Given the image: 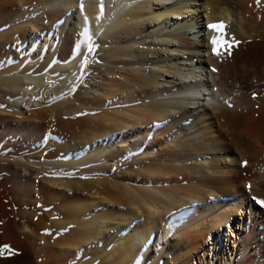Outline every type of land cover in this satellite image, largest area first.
Segmentation results:
<instances>
[{
    "label": "bare ground",
    "instance_id": "obj_1",
    "mask_svg": "<svg viewBox=\"0 0 264 264\" xmlns=\"http://www.w3.org/2000/svg\"><path fill=\"white\" fill-rule=\"evenodd\" d=\"M168 1L0 0V264H264V0Z\"/></svg>",
    "mask_w": 264,
    "mask_h": 264
},
{
    "label": "rangeland",
    "instance_id": "obj_2",
    "mask_svg": "<svg viewBox=\"0 0 264 264\" xmlns=\"http://www.w3.org/2000/svg\"><path fill=\"white\" fill-rule=\"evenodd\" d=\"M108 1V2H107ZM112 0H102V2L104 3V4H106L107 3V6L106 7H108V5H113V6H117V11H115L114 13H115V15L117 16L118 15V13H120L121 12V10L123 9V7L125 6L126 7V5H128V3L127 2H131V0L129 1V0H113L112 2H111ZM135 0H132V2H134ZM168 1V0H167ZM178 1V0H177ZM126 2V3H125ZM131 2V3H132ZM176 2V0H169L168 1V3H175ZM116 3V4H115ZM121 6V7H120ZM120 10V11H119ZM114 13H113V15H114ZM71 14H73V15H77V11L76 10H74L73 12H71ZM111 16L110 18H112L113 20H114V18H116V16L114 17V16ZM114 17V18H113ZM112 19H111V21H112ZM194 30H197L196 28L194 29ZM207 30H209V28L207 27ZM171 49H176V47L175 46H171L170 47ZM177 50V49H176ZM203 54L205 55V57L206 58H208L209 57V54H208V52H203ZM196 74H197V79H204L205 81H207V80H210L211 79V76L212 75H210L211 74V70L210 69H207V72H205V71H203V72H199L198 70H197V72H195ZM63 79V80H62ZM191 79L193 80V81H195L194 80V77L192 78L191 76H190V78H189V80L191 81ZM67 80H69V81H71V77L70 78H68V76L66 75L65 76V78H60V79H56L55 81H53V80H49V83L50 84H53L54 86H58L57 84H59V85H61V84H64L65 82ZM59 82V83H58ZM209 87H211V86H209ZM181 90V89H180ZM212 90H213V88H212ZM177 91H179V90H175V92H173V95H170L171 97H172V99L173 100H178L179 99V96H180V94H182V93H180L179 94V92H177ZM214 91H216V94L217 93H219V94H224V96H225V98H228V94L226 93L225 94V92H223L224 90L223 89H221L220 87H218V86H216V87H214ZM222 94V95H223ZM209 96V94L205 97V99L204 98H202V96L196 101V102H194V100L192 101H190V102H193V104L196 106V105H201V103H207V101H208V97ZM255 97H257V94H255L254 95ZM187 104V103H186ZM188 105V104H187ZM110 109H112V108H110ZM187 126H189V125H187ZM143 131H144V129H145V127H142L141 128ZM130 131V132H129ZM136 135H137V133L135 132V130H128L127 132H125L124 134H123V136H124V139L123 140H125L128 144H132V143H134V141H133V139L134 138H136ZM120 144V145H119ZM110 145H112L114 148H119L120 146H121V143H118V142H111L110 143ZM149 145V143L148 142H146L145 143V147H147ZM144 150V149H143ZM142 152H144V151H142ZM115 174H116V170H114L113 171ZM113 173V174H114ZM114 174V175H115ZM227 229H228V227H227ZM224 235H225V233H224ZM223 235V237H222V240H223V242H222V245L224 246V240L226 239V236H224ZM154 244H156V243H154ZM151 245V246H155V245Z\"/></svg>",
    "mask_w": 264,
    "mask_h": 264
},
{
    "label": "snow or ice",
    "instance_id": "obj_3",
    "mask_svg": "<svg viewBox=\"0 0 264 264\" xmlns=\"http://www.w3.org/2000/svg\"><path fill=\"white\" fill-rule=\"evenodd\" d=\"M257 2L259 3V0H257ZM209 29L215 31L216 33H218L217 36H214L212 38V45H213V54L214 55H221V51L220 49L223 48L225 51L228 52L229 55H231V49L233 47H238L239 46V41L235 40V38L233 37L231 39V41H229V39L226 38L227 34H226V25L223 22L220 23H216V24H209L207 26ZM87 35V34H85ZM88 50L89 52L92 51V45L89 44L88 46ZM88 61L87 58H85V66L87 65ZM213 71H216V69H213ZM251 187V186H249ZM262 205H264V200L259 201Z\"/></svg>",
    "mask_w": 264,
    "mask_h": 264
}]
</instances>
